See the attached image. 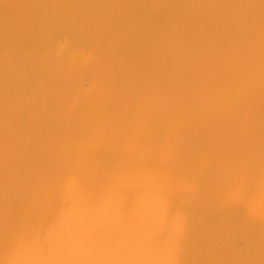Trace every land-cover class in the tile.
<instances>
[{"label": "bare ground", "instance_id": "bare-ground-1", "mask_svg": "<svg viewBox=\"0 0 264 264\" xmlns=\"http://www.w3.org/2000/svg\"><path fill=\"white\" fill-rule=\"evenodd\" d=\"M0 264H264V0H0Z\"/></svg>", "mask_w": 264, "mask_h": 264}]
</instances>
